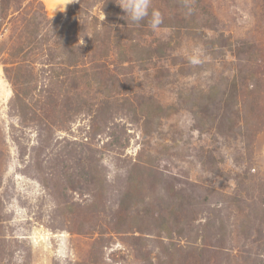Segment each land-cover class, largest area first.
<instances>
[{"label": "rangeland", "instance_id": "obj_1", "mask_svg": "<svg viewBox=\"0 0 264 264\" xmlns=\"http://www.w3.org/2000/svg\"><path fill=\"white\" fill-rule=\"evenodd\" d=\"M116 2L0 0V264H264V0Z\"/></svg>", "mask_w": 264, "mask_h": 264}, {"label": "clouds", "instance_id": "obj_2", "mask_svg": "<svg viewBox=\"0 0 264 264\" xmlns=\"http://www.w3.org/2000/svg\"><path fill=\"white\" fill-rule=\"evenodd\" d=\"M124 12L126 22L133 25H140L142 22L147 21L149 28L155 30L162 23L163 18L159 10L152 8V0H118L116 2ZM187 15H191L193 12L192 7L185 3ZM125 20V19H124ZM84 43L83 37L80 38V44Z\"/></svg>", "mask_w": 264, "mask_h": 264}]
</instances>
